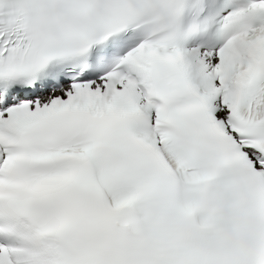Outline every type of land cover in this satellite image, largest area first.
Segmentation results:
<instances>
[{"label":"snow or ice","instance_id":"6c2138e0","mask_svg":"<svg viewBox=\"0 0 264 264\" xmlns=\"http://www.w3.org/2000/svg\"><path fill=\"white\" fill-rule=\"evenodd\" d=\"M0 264H264V0H0Z\"/></svg>","mask_w":264,"mask_h":264}]
</instances>
